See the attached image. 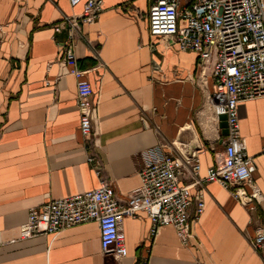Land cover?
I'll list each match as a JSON object with an SVG mask.
<instances>
[{
  "label": "crops",
  "instance_id": "obj_1",
  "mask_svg": "<svg viewBox=\"0 0 264 264\" xmlns=\"http://www.w3.org/2000/svg\"><path fill=\"white\" fill-rule=\"evenodd\" d=\"M193 1L179 0L180 7ZM153 2L101 0L98 19L74 34V61L63 62L68 30L54 26L79 16L83 0H0V264H264V251L249 243L264 227V96L238 104L239 134L262 196L254 208L202 180L205 208L187 244L170 225L151 235L150 220L138 212L121 219L127 255L118 260L104 255L96 221L17 238L29 208L100 180L125 200L140 186L143 164L165 154L196 150L201 179L221 162L226 135L208 104L212 78L200 77L197 55L175 39L149 36ZM73 66L87 70L94 91L88 138L80 133ZM192 179L187 170L181 183Z\"/></svg>",
  "mask_w": 264,
  "mask_h": 264
},
{
  "label": "built area",
  "instance_id": "obj_2",
  "mask_svg": "<svg viewBox=\"0 0 264 264\" xmlns=\"http://www.w3.org/2000/svg\"><path fill=\"white\" fill-rule=\"evenodd\" d=\"M70 1L76 4L81 0ZM101 11V0H83L79 16H66L55 24V31H60L61 26L68 30L66 40L60 44L63 62L75 59L74 34L80 23L95 22ZM147 20L150 37L175 39L181 50L197 55L200 77L211 76L213 91L208 104L216 117L226 116L228 131L221 162L209 166L201 179L196 150L185 155L165 154L143 164L139 172L141 184L125 200L117 196L112 184L100 180L97 188L29 208L26 221L18 226L17 238L54 235L65 228L96 221L104 255L118 260L127 255L121 219L135 218L138 212H144L150 220L151 235L161 226L170 225L187 244L192 226L205 208L202 180L219 183L250 208H254V200L262 201L254 183L255 160L245 152L239 134L238 104L264 96V0H194L187 8H181L179 0H154ZM70 73L76 80L80 133L88 138L96 108L91 99L94 91L86 77L87 70L73 66ZM95 159L87 157L88 162ZM187 170L192 182L182 184ZM245 186L251 191L246 192ZM192 187H198L195 195L191 194ZM249 243L254 250L264 251L263 226L255 230Z\"/></svg>",
  "mask_w": 264,
  "mask_h": 264
},
{
  "label": "water",
  "instance_id": "obj_3",
  "mask_svg": "<svg viewBox=\"0 0 264 264\" xmlns=\"http://www.w3.org/2000/svg\"><path fill=\"white\" fill-rule=\"evenodd\" d=\"M219 120H220V123H219V126L221 128V132L223 135H227V123H226V116L221 114L219 116Z\"/></svg>",
  "mask_w": 264,
  "mask_h": 264
}]
</instances>
